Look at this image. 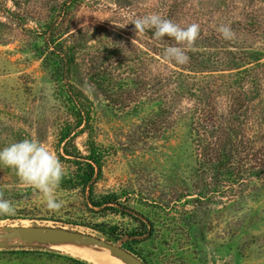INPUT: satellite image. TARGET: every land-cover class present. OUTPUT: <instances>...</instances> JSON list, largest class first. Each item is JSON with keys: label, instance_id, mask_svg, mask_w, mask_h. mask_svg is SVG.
I'll list each match as a JSON object with an SVG mask.
<instances>
[{"label": "rangeland", "instance_id": "1", "mask_svg": "<svg viewBox=\"0 0 264 264\" xmlns=\"http://www.w3.org/2000/svg\"><path fill=\"white\" fill-rule=\"evenodd\" d=\"M146 14L200 26L188 63L165 59L170 37L134 31ZM24 138L66 168L63 205L0 166L16 207L0 234L60 228L144 264H264V0H0V148ZM142 220L149 237L117 241ZM31 243L0 262L72 264Z\"/></svg>", "mask_w": 264, "mask_h": 264}, {"label": "clouds", "instance_id": "2", "mask_svg": "<svg viewBox=\"0 0 264 264\" xmlns=\"http://www.w3.org/2000/svg\"><path fill=\"white\" fill-rule=\"evenodd\" d=\"M131 24L134 31L144 33L154 30V37L159 40L170 37L176 46L164 50L165 59L178 65L188 63L187 49L191 48L200 35V26L196 23L180 26L159 14H146L136 17ZM219 34L225 40L233 37L228 26H221ZM0 166L12 169L22 183L36 189L42 196V202L52 212L59 211L63 201L58 198L57 191L62 179L66 176V168L54 151L44 142L32 138H24L0 148ZM16 214L15 205L0 198V216Z\"/></svg>", "mask_w": 264, "mask_h": 264}, {"label": "water", "instance_id": "3", "mask_svg": "<svg viewBox=\"0 0 264 264\" xmlns=\"http://www.w3.org/2000/svg\"><path fill=\"white\" fill-rule=\"evenodd\" d=\"M32 232L36 233L34 237L37 236H48L57 242L62 243H84L87 245L97 246L98 248L108 252L113 253L120 257L124 262L128 264H144L136 256L132 255L127 250L110 244L106 241L100 240L93 236L84 235L81 233L70 232L60 228H48V227H24L12 229L6 233L0 234V247L5 245L2 241H6L14 238H21L25 233ZM33 237V235H32ZM33 237V238H34Z\"/></svg>", "mask_w": 264, "mask_h": 264}, {"label": "bare ground", "instance_id": "4", "mask_svg": "<svg viewBox=\"0 0 264 264\" xmlns=\"http://www.w3.org/2000/svg\"><path fill=\"white\" fill-rule=\"evenodd\" d=\"M36 233L28 232L24 234L23 243L17 242L21 238H14V240H6L2 241L5 245L9 246H31L34 245V243H31L34 240H37L40 242L41 245H43L45 248L52 249L59 252H64L69 255L75 256L77 258L83 259L85 261H88L92 264H128L124 262L120 257L113 253H108L106 251H100L95 248H87L83 247L81 245L77 244H71V243H62L57 242L56 240L48 237V236H36ZM33 235V237H32ZM24 241H27L25 244ZM37 245V244H36ZM97 247V246H96ZM113 255L115 257H113Z\"/></svg>", "mask_w": 264, "mask_h": 264}, {"label": "trees", "instance_id": "5", "mask_svg": "<svg viewBox=\"0 0 264 264\" xmlns=\"http://www.w3.org/2000/svg\"><path fill=\"white\" fill-rule=\"evenodd\" d=\"M83 159L85 162V171H86V175L87 177L92 180V178L95 175V168L93 166V164H96V162H94L95 160L92 161V159L89 158H81ZM84 170V169H83ZM100 171V170H99ZM84 177L82 175V177L79 180H82ZM140 230H138L137 232L131 233V234H119L117 241L121 242V243H125V242H137L140 239H146L147 237L150 236L151 233V227L150 224L146 221V220H142L140 221ZM32 249V248H30ZM34 249H43V248H34ZM47 250V249H44ZM49 252L52 253H58L57 251H53V250H47ZM68 259L72 260V264H92L89 262H86L84 260L78 259V258H72V256H68Z\"/></svg>", "mask_w": 264, "mask_h": 264}, {"label": "crops", "instance_id": "6", "mask_svg": "<svg viewBox=\"0 0 264 264\" xmlns=\"http://www.w3.org/2000/svg\"><path fill=\"white\" fill-rule=\"evenodd\" d=\"M0 264H3V263L0 262Z\"/></svg>", "mask_w": 264, "mask_h": 264}]
</instances>
